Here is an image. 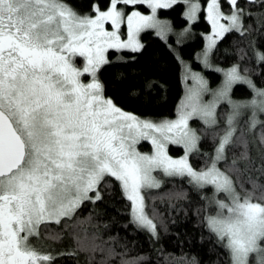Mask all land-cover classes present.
<instances>
[{
	"label": "snow or ice",
	"instance_id": "1",
	"mask_svg": "<svg viewBox=\"0 0 264 264\" xmlns=\"http://www.w3.org/2000/svg\"><path fill=\"white\" fill-rule=\"evenodd\" d=\"M174 6L183 7L180 15L190 26L201 18L209 24L206 67L219 42L233 34L246 41V50L240 49L245 63L216 69L223 73L216 89L191 73L199 89L189 90L175 120L154 122L121 108L107 95L100 73L113 63L109 49L142 52L139 37L146 30L154 29L169 48L173 35L180 44L191 27L175 32L171 21L158 16ZM253 13L254 23H246ZM256 35L259 43L251 38ZM189 72L186 67V78ZM257 78L264 80V0H243V6L241 0H93L83 13L70 0H0V264H56L60 256L79 253L89 254L85 264H97L96 253L98 264H143L142 256L129 258L105 247L108 241L97 243L101 237L87 229L73 236L76 247L67 252H41L34 241L63 239L58 232L42 237V230L67 227L85 202L103 201L116 185L131 202L130 223L159 239L166 225L155 222L154 208L151 216L146 211L143 194L161 187L156 171L187 177L197 190L211 186L214 214L204 215L202 223L225 250L226 264H264V83ZM115 79L123 83L125 76L117 73ZM236 86H246L250 98L234 100ZM152 87L146 80L139 92L132 85L127 94L139 96ZM206 92L214 97L207 103ZM220 103L230 109L226 126L213 133L210 162L196 170L189 154L200 152L202 137L189 120L199 116L208 128L217 127ZM140 139L151 140L153 154L136 151ZM169 143L182 145L185 155L173 159ZM172 264L199 261L182 256Z\"/></svg>",
	"mask_w": 264,
	"mask_h": 264
},
{
	"label": "trees",
	"instance_id": "2",
	"mask_svg": "<svg viewBox=\"0 0 264 264\" xmlns=\"http://www.w3.org/2000/svg\"><path fill=\"white\" fill-rule=\"evenodd\" d=\"M72 6L81 13L90 10L93 0H70ZM243 6V0H241ZM182 6H174L173 9L159 10L158 16L172 22L174 31H181L184 27H191L180 44L175 43L176 37H170V48L155 35V31L146 30L140 34L142 44L145 45L140 53H131L128 50L108 51L109 60L113 63L105 65L100 73V78L107 85V95L113 97L115 102L125 111H129L150 120H166L176 116L178 105L183 98L185 87L186 67L190 71L201 74L208 82L210 89H216L223 79V74L213 68H207L202 63V53L206 41L204 35L209 32V24L201 18L195 25H189L181 17ZM258 14L253 13V20L246 23L252 24ZM125 31V29H124ZM256 43L260 42L259 35L251 37ZM246 50V41H241L237 34L228 35L219 42L210 62L220 68H229L233 64L245 61L240 60V49ZM135 57V59H133ZM179 57V59H177ZM122 58V60L118 59ZM182 61V63H181ZM82 63V58L76 60ZM247 62L251 63L249 57ZM117 73H123V83L115 79ZM146 80L152 81L153 87L146 89L144 94L131 96L127 89L135 85L139 92ZM257 84L264 80L257 78ZM234 100L250 98V92L246 86H236L232 93ZM227 103L218 106V121L221 123L215 128H208L203 121L197 118L191 120V125L200 133L202 139L199 144V153H190L189 162L196 170H200L209 163V156L213 155V133L219 132L225 126ZM259 134V132H257ZM142 150H149V144L144 141ZM184 152L181 145H170L169 153L178 156ZM161 187L144 191L147 212L152 215L153 208L159 214L155 222L163 221L166 227H160L159 239H154L146 230L137 228L130 223L131 202L127 201L116 185L111 189V195H105L103 201L95 204L85 202L78 210L74 220L68 222L67 227L50 224L47 230H42V237L49 233H60L63 239L53 241L41 239L34 241L39 251L67 252L73 250L75 240L73 236L84 235L87 229L88 235L98 234L102 241L109 243L105 247H115L117 252H127L128 257L142 256L143 264H172L173 259L180 257H195L199 264H226L227 254L225 250L216 244L215 237L209 233L202 223L204 215L214 213V205H210L208 197L213 193L211 186L202 190L195 189L188 182V178L169 177L159 175ZM186 193V199L176 198V194ZM205 197L207 199H205ZM175 205V208L169 205ZM90 223L81 224L79 221ZM106 226V227H105ZM114 238L110 240L109 238ZM123 246V247H122ZM88 253H79L78 256H60L56 264H85ZM97 264L101 254H95ZM119 264V261H116Z\"/></svg>",
	"mask_w": 264,
	"mask_h": 264
},
{
	"label": "rangeland",
	"instance_id": "3",
	"mask_svg": "<svg viewBox=\"0 0 264 264\" xmlns=\"http://www.w3.org/2000/svg\"><path fill=\"white\" fill-rule=\"evenodd\" d=\"M161 19V18H160ZM106 27H108L109 28V30H111V28H110V26L109 25H106ZM153 31H155L154 29H152ZM121 31L123 32V33H125L123 36H122V39H127V36H126V29H125V31H124V29L122 28L121 29ZM139 39H140V37H139ZM140 42H141V39H140ZM142 43V42H141ZM110 50V49H109ZM107 56H108V53H107ZM202 56V55H201ZM202 58V57H201ZM203 63V62H202ZM76 64H77V62H76ZM83 64H84V61H83V58H82V63L81 64H77V66H79V67H82L83 66ZM210 64H211V62H210ZM203 65H204V63H203ZM205 66V65H204ZM206 67V66H205ZM207 68H213V69H225V68H220V67H218V66H216V65H213V64H211V67H207ZM188 69V68H187ZM189 70V69H188ZM194 71H190L189 73H188V76H187V78H186V71L184 72V75H185V82H184V87H185V91H184V95H183V98H182V100L180 101V103H179V105H178V109H177V113H176V116L174 117V118H172V119H166V120H175L176 118H177V115H178V112L181 110V105H182V102H187L186 101V97H188L189 96V90L191 89L193 92L194 91H197L198 89H199V85L197 84V82L195 81V80H193L192 78H191V73H193ZM221 72V71H220ZM194 73H196V72H194ZM223 74V73H222ZM201 77H203L201 74H199ZM85 82H87L88 81V77L87 76H84L83 78H82ZM203 79L205 80V78L203 77ZM206 81V80H205ZM208 83V82H207ZM208 87H209V85H208ZM214 99V97H213V95H212V93L211 92H206V93H203V96H202V100H203V102H205V103H207V102H209V101H212ZM218 106H219V104L217 105V108H216V112H217V119H218ZM190 110V109H189ZM193 118H197V119H199L200 121H203L202 119H200L199 118V116H193L190 120H189V126L191 127V128H194L192 125H191V120L193 119ZM142 119H146V118H142ZM150 120V119H149ZM152 121H154V122H160V121H162V120H152ZM204 122V121H203ZM225 126H226V123H225ZM194 129H196V128H194ZM198 132V131H197ZM198 134L200 135V133L198 132ZM156 135H159L158 133L156 134ZM144 141H146L148 144H149V146H150V150H148V151H144V150H142L141 149V147L142 146H144V144H143V142ZM142 145V146H141ZM170 145H178V144H167V146H166V148H167V154L169 155V156H171L173 159H179V158H181V157H183L184 155H185V151L181 154V155H178V156H174V155H172V154H170L169 153V146ZM182 146V145H181ZM183 147V146H182ZM135 149H136V151H138V152H140V153H143V154H149V155H151V154H153L154 153V151H155V148H154V146H153V144H152V142H151V140L150 139H140L139 140V142L135 145ZM190 155V154H189ZM160 174H163V172L162 171H156V172H153V175L154 176H156V178L158 179V180H160L161 181V179H160V177H159V175ZM143 194H144V192H143ZM213 196V193L208 197V202H209V199L211 198ZM218 198H220V199H223V196H218ZM212 206V205H211ZM146 211H147V209H146ZM214 214V213H213ZM209 215H212V214H209ZM147 231V230H146Z\"/></svg>",
	"mask_w": 264,
	"mask_h": 264
}]
</instances>
